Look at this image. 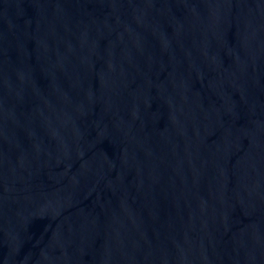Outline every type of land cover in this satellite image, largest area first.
Returning a JSON list of instances; mask_svg holds the SVG:
<instances>
[{
	"label": "water",
	"instance_id": "95a60500",
	"mask_svg": "<svg viewBox=\"0 0 264 264\" xmlns=\"http://www.w3.org/2000/svg\"><path fill=\"white\" fill-rule=\"evenodd\" d=\"M0 264H264V0H0Z\"/></svg>",
	"mask_w": 264,
	"mask_h": 264
}]
</instances>
